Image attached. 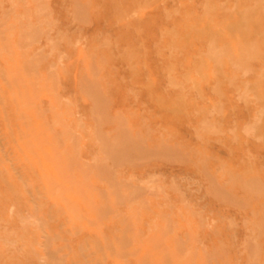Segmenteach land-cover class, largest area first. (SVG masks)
I'll list each match as a JSON object with an SVG mask.
<instances>
[{
    "label": "rangeland",
    "instance_id": "obj_1",
    "mask_svg": "<svg viewBox=\"0 0 264 264\" xmlns=\"http://www.w3.org/2000/svg\"><path fill=\"white\" fill-rule=\"evenodd\" d=\"M0 264H264V0H0Z\"/></svg>",
    "mask_w": 264,
    "mask_h": 264
},
{
    "label": "bare ground",
    "instance_id": "obj_2",
    "mask_svg": "<svg viewBox=\"0 0 264 264\" xmlns=\"http://www.w3.org/2000/svg\"><path fill=\"white\" fill-rule=\"evenodd\" d=\"M201 31H202V30H201ZM15 69H16V68H15ZM14 72H15V71H14ZM244 72H245V71H244ZM247 73H248V72H247ZM4 82H5V81H4ZM1 163H3V162H1ZM38 197H39V196H38ZM31 198H32V196H31ZM12 209H13V208H12ZM19 214H20V213H19ZM16 215H18V214L16 213ZM20 215H21V214H20ZM20 215H19V216H20ZM36 215H37V213H36ZM36 215H35V216H36ZM30 216H31V214H30ZM33 217H34V216H33ZM19 218L21 219V217H19ZM31 218H32V217H31ZM27 219H28V218H27ZM27 219H26V220H27ZM21 221H25V220L21 219ZM27 221H28V220H27ZM27 221H26L25 223H27ZM32 224H33V223H32ZM33 226H34V225H33ZM33 230H34V229H33ZM38 241H39V240H38ZM42 243H43V242H42ZM44 250H45V249H44ZM42 258H43V257H42ZM49 259H50V258H49ZM45 262H46V261H45Z\"/></svg>",
    "mask_w": 264,
    "mask_h": 264
}]
</instances>
